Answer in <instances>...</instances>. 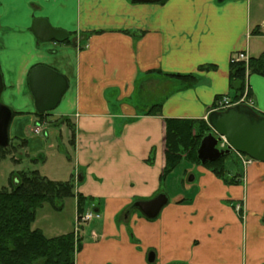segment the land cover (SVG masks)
<instances>
[{
    "label": "crops",
    "instance_id": "obj_1",
    "mask_svg": "<svg viewBox=\"0 0 264 264\" xmlns=\"http://www.w3.org/2000/svg\"><path fill=\"white\" fill-rule=\"evenodd\" d=\"M35 18L65 30L69 42H38ZM0 30V40L11 38V51H0L9 138L23 141L18 149L37 170L55 147L54 126L70 167L42 175L72 185L74 215L76 195L100 215L79 235L74 264H264L262 162L238 169L232 185L197 165L194 198L169 199L155 219L125 214L161 191L165 120H205L216 97L233 95L231 55L262 53L264 0H0ZM39 64L68 80L41 119L28 87ZM170 74L196 79L188 85ZM245 85L264 115V76L247 74ZM154 105L160 112L149 114Z\"/></svg>",
    "mask_w": 264,
    "mask_h": 264
},
{
    "label": "trees",
    "instance_id": "obj_2",
    "mask_svg": "<svg viewBox=\"0 0 264 264\" xmlns=\"http://www.w3.org/2000/svg\"><path fill=\"white\" fill-rule=\"evenodd\" d=\"M64 42L68 43L69 40L66 39ZM229 64V80L233 89V95L230 97L235 100L246 90V98H250L245 79L250 73L264 76V49L258 57H250L247 66L243 62H229ZM205 67L201 66L200 69ZM168 76L181 79L188 85L196 79L191 74ZM159 112L158 105L148 110L149 114L156 115ZM36 115L41 119L44 113H36ZM209 132L210 127L205 120L173 118L165 120L164 167L161 172V183L164 176L176 170L181 162L202 165L225 184L239 183L241 173L231 172L227 168L225 158L229 154L203 164L198 160L197 148L201 139ZM10 141L9 138L8 148L12 147ZM22 142L18 139L16 148ZM4 150L6 149L0 147L1 152L4 153ZM239 166L238 163L240 170ZM73 195L72 185L69 182L49 180L38 170L13 173L10 185L0 189V264H74L75 254L81 248L80 238L75 240L72 232L48 237L41 230L32 228L36 211L44 203L55 206L56 201ZM76 203L78 213H82L86 207L85 198L76 195ZM238 214L242 216V209ZM261 220L264 223V215Z\"/></svg>",
    "mask_w": 264,
    "mask_h": 264
},
{
    "label": "water",
    "instance_id": "obj_3",
    "mask_svg": "<svg viewBox=\"0 0 264 264\" xmlns=\"http://www.w3.org/2000/svg\"><path fill=\"white\" fill-rule=\"evenodd\" d=\"M164 0H133V3L155 4ZM31 33L38 42H64L68 33L53 28L45 18L32 21ZM28 87L33 98L36 113H48L59 103L68 87L67 78L55 69L43 64L33 66L28 73ZM3 90V78L0 72V94ZM12 118L11 109L0 103V147L9 144L8 127ZM210 132L200 141L197 158L200 163L219 159L232 151L244 154L257 162L264 163V115L256 113L249 106L236 104L223 111H211L207 117ZM225 139L226 148H218ZM193 180V177L189 179ZM165 191H159L150 199L135 200L127 207L125 214L137 210L147 219H155L168 203ZM148 260H153L149 253Z\"/></svg>",
    "mask_w": 264,
    "mask_h": 264
},
{
    "label": "rangeland",
    "instance_id": "obj_4",
    "mask_svg": "<svg viewBox=\"0 0 264 264\" xmlns=\"http://www.w3.org/2000/svg\"><path fill=\"white\" fill-rule=\"evenodd\" d=\"M6 36L0 40V51H11V38ZM239 98L235 100H238ZM4 100L5 94L2 93L0 94V103L4 104ZM9 127L8 129L11 130V125H9ZM64 133L65 135L62 142L65 141V146L68 147L69 144L66 140V138L69 139L68 131H65ZM64 133L62 132V134ZM48 136L49 139L53 140L55 147L48 153L46 161L38 164L37 170L40 174H44L48 171L50 174H58L59 176H62L66 173V167H70V164L68 163L66 153L60 149L59 145L61 139L59 138V132H57L54 126H50L48 127ZM10 138L12 147L5 148L6 150H4V153L0 151V189L7 188L10 185V178L13 173L31 170L32 168L29 160L22 157L20 150L18 149L22 144L20 143L17 148L15 146L18 142V138L13 133L10 135ZM225 159L227 168L231 172H237V169H239L238 163L240 165L239 167H242L243 169L247 167L242 165L239 156L234 151H232ZM196 166L197 164L181 162L176 170L164 176L161 183V189L166 192L171 201L189 197L194 198L196 189L199 187ZM71 171H73V168H71ZM194 175L196 176V179L190 181L189 179L194 177ZM74 207L75 204L71 197L56 201L55 206L44 203L36 211V217L32 224V228L41 230L47 236L72 232L73 237L76 240V237L79 238V235H82L87 223L82 224L76 222V215H74L73 212Z\"/></svg>",
    "mask_w": 264,
    "mask_h": 264
},
{
    "label": "built area",
    "instance_id": "obj_5",
    "mask_svg": "<svg viewBox=\"0 0 264 264\" xmlns=\"http://www.w3.org/2000/svg\"><path fill=\"white\" fill-rule=\"evenodd\" d=\"M249 57L247 55V53L245 51H239L236 53H233L230 57V62H243L245 63V65L247 66ZM236 104H245L249 107H253V102L251 101L250 98H246V90L244 91L243 95L238 99V100H233L231 97L223 95L220 96L219 98L215 99L213 107L211 108V111H223L228 107L234 106ZM207 119V117H206ZM205 119V120H206ZM34 132L35 133H40L41 129L39 128V126H36L34 128ZM218 148L224 149L226 148V142L225 139L222 138L221 142L218 143ZM237 155L239 156L241 163L243 166H248L249 164H251L253 162L252 159H250L249 157L237 153ZM235 209L237 211L240 210V206L236 205ZM100 215L98 212H95L92 207H86L84 208V210L82 211V213H77L76 214V222L77 223H88L91 220L97 219L99 218ZM76 235V233H75Z\"/></svg>",
    "mask_w": 264,
    "mask_h": 264
}]
</instances>
